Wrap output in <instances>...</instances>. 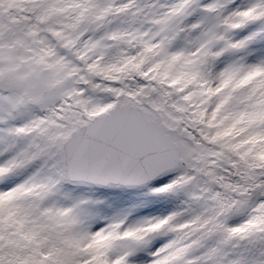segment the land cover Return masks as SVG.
Masks as SVG:
<instances>
[{"label":"snow or ice","instance_id":"snow-or-ice-1","mask_svg":"<svg viewBox=\"0 0 264 264\" xmlns=\"http://www.w3.org/2000/svg\"><path fill=\"white\" fill-rule=\"evenodd\" d=\"M0 264H264V0H0Z\"/></svg>","mask_w":264,"mask_h":264}]
</instances>
